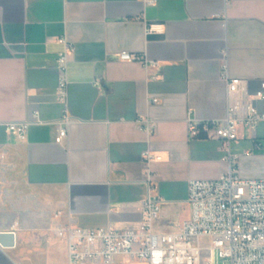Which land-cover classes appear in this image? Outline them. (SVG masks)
I'll return each instance as SVG.
<instances>
[{"label": "crops", "instance_id": "0c3cea01", "mask_svg": "<svg viewBox=\"0 0 264 264\" xmlns=\"http://www.w3.org/2000/svg\"><path fill=\"white\" fill-rule=\"evenodd\" d=\"M150 23L161 30L146 34ZM62 36L74 51L71 122L58 144ZM121 51L156 66L120 61ZM224 63L250 94L264 81V0H0V232L15 234L14 246L0 245V264H69L60 225L138 226L148 172L162 200L154 231L179 230L190 215L188 181L227 171L219 140L189 135L192 123L226 116ZM253 103L264 112V100ZM23 122V137L7 130ZM146 150L157 157L149 164ZM231 151L242 177L264 176L262 124L241 127Z\"/></svg>", "mask_w": 264, "mask_h": 264}, {"label": "built area", "instance_id": "2783aa9c", "mask_svg": "<svg viewBox=\"0 0 264 264\" xmlns=\"http://www.w3.org/2000/svg\"><path fill=\"white\" fill-rule=\"evenodd\" d=\"M155 4L156 0H144ZM161 30L160 24L150 23L146 34ZM57 42L63 45L57 55L59 79L55 88L56 101L63 106L61 124L57 127L55 142L64 143L68 114V62L74 51L73 44L64 36ZM120 61H137L144 67H154L156 62L143 54L129 51L118 53ZM222 77L227 83L230 99L226 116L222 119L192 123L190 137L215 138L220 141L222 160L227 171L216 179H191L187 184V202L190 215L181 228L174 232H156L153 221L159 215L161 198L157 184L147 174L146 198L141 203V220L136 227L117 228L112 225L101 228H83L60 225L56 236L66 242L69 264L112 263L117 256L144 261L147 264H264V176L244 178L239 170L238 153L231 151V143L239 139L244 127L255 130L258 124L264 128V112H260L254 99L264 100V81L250 94L244 79L230 78L226 64L222 65ZM98 88L101 86L98 84ZM157 102V99H152ZM37 117V114L33 115ZM28 122L7 123V130L23 137ZM150 127L145 126L148 130ZM143 129V128H142ZM255 146H261L256 142ZM149 164L157 159L149 150L142 153Z\"/></svg>", "mask_w": 264, "mask_h": 264}, {"label": "water", "instance_id": "95a60500", "mask_svg": "<svg viewBox=\"0 0 264 264\" xmlns=\"http://www.w3.org/2000/svg\"><path fill=\"white\" fill-rule=\"evenodd\" d=\"M15 244V234L12 231L0 232V245L12 247Z\"/></svg>", "mask_w": 264, "mask_h": 264}, {"label": "rangeland", "instance_id": "374dc122", "mask_svg": "<svg viewBox=\"0 0 264 264\" xmlns=\"http://www.w3.org/2000/svg\"><path fill=\"white\" fill-rule=\"evenodd\" d=\"M218 264H227V262H221V261H220Z\"/></svg>", "mask_w": 264, "mask_h": 264}]
</instances>
